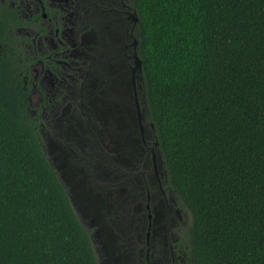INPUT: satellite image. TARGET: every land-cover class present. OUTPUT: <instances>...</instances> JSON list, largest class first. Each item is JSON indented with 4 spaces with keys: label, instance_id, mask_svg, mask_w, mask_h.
<instances>
[{
    "label": "trees",
    "instance_id": "1",
    "mask_svg": "<svg viewBox=\"0 0 264 264\" xmlns=\"http://www.w3.org/2000/svg\"><path fill=\"white\" fill-rule=\"evenodd\" d=\"M151 119L193 264H264V0H133ZM0 6V264H96L49 166Z\"/></svg>",
    "mask_w": 264,
    "mask_h": 264
},
{
    "label": "flooded vegetation",
    "instance_id": "2",
    "mask_svg": "<svg viewBox=\"0 0 264 264\" xmlns=\"http://www.w3.org/2000/svg\"><path fill=\"white\" fill-rule=\"evenodd\" d=\"M24 112L96 264H193L151 119L133 0H0Z\"/></svg>",
    "mask_w": 264,
    "mask_h": 264
}]
</instances>
